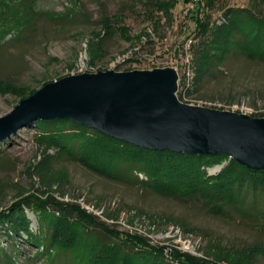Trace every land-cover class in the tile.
<instances>
[{
	"label": "rangeland",
	"instance_id": "374dc122",
	"mask_svg": "<svg viewBox=\"0 0 264 264\" xmlns=\"http://www.w3.org/2000/svg\"><path fill=\"white\" fill-rule=\"evenodd\" d=\"M0 2L7 8L0 5V13L14 27L0 35V118L44 85L66 77L154 69L175 74L173 94L184 105L264 118V62L235 53L212 63L203 76L196 72L191 53L194 26L187 13L193 6L186 0H177L170 20L156 12L151 15L144 0ZM214 4L205 11L211 21L219 20L224 9L249 6L250 1ZM261 9L264 14V5ZM116 14L122 15L128 39L113 32L99 43L102 17ZM38 133L32 125L23 126L0 139V209L33 194L79 205L108 226L139 234L154 245L220 264L240 259L243 264H264V254L249 255L250 248L264 243L263 230L209 214L197 201L181 202L134 181L99 176L44 148L36 140Z\"/></svg>",
	"mask_w": 264,
	"mask_h": 264
},
{
	"label": "trees",
	"instance_id": "16d2710c",
	"mask_svg": "<svg viewBox=\"0 0 264 264\" xmlns=\"http://www.w3.org/2000/svg\"><path fill=\"white\" fill-rule=\"evenodd\" d=\"M193 24L192 59L203 76L214 62L238 53L264 62V0L228 7L219 20L205 11L215 0H186ZM146 9L172 17L177 0H144ZM0 5L4 6L2 2ZM6 8V6H4ZM7 9V8H6ZM153 19V18H151ZM0 13V35L12 24ZM100 40L118 33L128 39L122 15L103 16ZM99 45V44H98ZM100 48V46H99ZM102 55L101 49L98 52ZM36 140L55 155L80 163L104 178L134 181L153 193L181 202L197 201L209 214L264 231V169L246 167L225 154H191L137 146L73 120H34ZM218 167L211 173L209 170ZM33 215L31 218L28 214ZM36 221V226L34 225ZM264 254V243L250 248V256ZM220 264L177 248L150 243L145 237L120 232L76 204L22 196L0 209V264ZM245 263L240 259L237 264ZM250 263V261L248 262ZM236 264V263H235Z\"/></svg>",
	"mask_w": 264,
	"mask_h": 264
},
{
	"label": "water",
	"instance_id": "95a60500",
	"mask_svg": "<svg viewBox=\"0 0 264 264\" xmlns=\"http://www.w3.org/2000/svg\"><path fill=\"white\" fill-rule=\"evenodd\" d=\"M166 69L82 74L60 79L0 118V139L34 120L64 118L157 150L225 154L264 169V118L189 106L174 96Z\"/></svg>",
	"mask_w": 264,
	"mask_h": 264
},
{
	"label": "built area",
	"instance_id": "2783aa9c",
	"mask_svg": "<svg viewBox=\"0 0 264 264\" xmlns=\"http://www.w3.org/2000/svg\"><path fill=\"white\" fill-rule=\"evenodd\" d=\"M194 1H197V0H194Z\"/></svg>",
	"mask_w": 264,
	"mask_h": 264
}]
</instances>
